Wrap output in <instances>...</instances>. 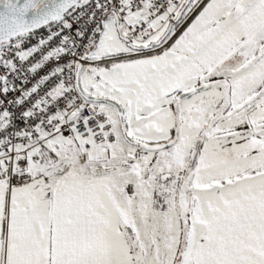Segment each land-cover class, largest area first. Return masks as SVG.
I'll list each match as a JSON object with an SVG mask.
<instances>
[{"label":"snow or ice","instance_id":"6c2138e0","mask_svg":"<svg viewBox=\"0 0 264 264\" xmlns=\"http://www.w3.org/2000/svg\"><path fill=\"white\" fill-rule=\"evenodd\" d=\"M0 264H264V0H0Z\"/></svg>","mask_w":264,"mask_h":264},{"label":"built area","instance_id":"2783aa9c","mask_svg":"<svg viewBox=\"0 0 264 264\" xmlns=\"http://www.w3.org/2000/svg\"><path fill=\"white\" fill-rule=\"evenodd\" d=\"M34 43H35V41H34ZM18 95V94H17Z\"/></svg>","mask_w":264,"mask_h":264}]
</instances>
